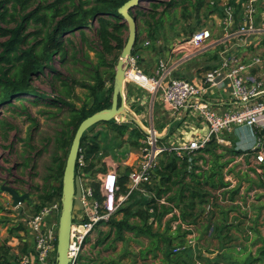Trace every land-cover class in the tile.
I'll return each instance as SVG.
<instances>
[{
	"label": "rangeland",
	"instance_id": "rangeland-1",
	"mask_svg": "<svg viewBox=\"0 0 264 264\" xmlns=\"http://www.w3.org/2000/svg\"><path fill=\"white\" fill-rule=\"evenodd\" d=\"M87 1L94 0H32L27 4H16L15 1H11L8 4L10 10L7 14V21L0 20V26L13 28L17 24L28 22L29 24H25L26 30L24 32L27 35L26 42L22 45V48L26 49L36 45L47 30H52L65 16L73 13L76 7L81 4L87 7ZM170 1L146 0L138 4L145 10L146 14L137 20L138 37L135 44L137 52L143 53L146 50V41L152 40L151 45L147 46L149 48L156 46L155 38H161L163 43L170 45L176 39L186 38L193 30L197 31L210 27V22L215 18V11H219L213 10L209 6L208 2L212 3V0H202L203 6L199 12L193 9L189 2H195V0H177L175 6H169ZM36 10L39 13L33 12ZM155 13L153 19L151 15ZM35 14L41 15V18L34 20L32 15ZM217 18L219 19V17ZM155 20L159 22L157 26H152V30H156V35L155 38L151 39L148 35L149 22ZM109 21L112 24L109 25V29L112 30L111 26L118 23L119 35L127 41L129 28L125 20L110 19ZM74 31L61 36L59 39L60 43L64 45V52L55 53L50 61L51 66L42 74L32 78V86L35 92H25L19 96L12 95L10 102L1 104L0 239L3 237L2 234L6 232L10 233L11 236L19 233L25 223L34 215L35 206L40 203L52 204L53 200L57 202L59 205L57 217L60 218L62 189L60 191L59 187L62 188V181L50 177V168L53 166L55 158L66 154L60 148L59 139L64 132L71 133L72 128L68 122L72 110L84 105L90 107L93 103L88 86L94 83L91 80V74L97 68L105 72L104 75L107 80L103 93L106 97L112 98L116 67L122 49H115L112 53H104L105 64L101 66V56H99V51L102 49L101 25L99 21H93L90 29L78 28ZM82 32L85 34H81ZM7 39L8 36H0V42ZM262 39L264 41V36ZM263 51L264 44L256 50L250 51V54ZM217 52L212 51L208 57H212ZM261 56L264 59V52ZM191 64L188 63L184 67H189ZM139 67L142 68L140 63ZM0 68L6 71L9 76L14 71L11 65L6 62H1ZM124 92L125 103L131 109L130 113L135 115L144 127L149 125L148 120L152 115L156 127L163 136L172 118L164 109L162 102L158 98L154 100L145 88L134 82L126 81ZM123 116L126 117L129 114L115 117L113 120L128 125L130 129L139 125L135 119L131 120L132 123H124ZM193 119L195 118H186L180 124L177 121L173 126L172 132L174 133L169 139L181 140L182 137L187 139L197 137L198 134L193 130ZM199 121L200 119H197L198 123ZM102 128V125L92 126L86 133L89 135L98 134V141L104 151H109L113 147L119 148L108 152L116 159L125 157L131 151L132 140L136 139L137 136L131 135L130 131L124 136L114 132H109L108 136H105L104 133H100ZM200 132L204 134L203 131ZM234 138H231V144H222L217 150L219 155H225L222 161L232 159L224 169V180L230 185L218 190L211 187L206 188L212 196L211 212L207 214L204 211L196 225H187L186 222L181 223L180 221H172L167 224L173 216V213H170L156 221L152 227L154 231L157 229L163 231L166 225H169L173 231L181 223L182 231L189 229L192 231L189 234H195L192 237L194 245L188 243L189 234L186 236V242L181 246H187V248L183 251L185 250L184 252L187 254L195 253V259L201 260L204 264H208L207 259L213 260L215 257L217 261L214 264H258L254 262L253 257L257 254L258 249L264 245V168L256 164L248 153L234 155L232 150L240 149L236 138ZM68 153L69 150L65 159H67ZM200 154L209 159L208 163L203 164V167L207 169L211 165L212 157L205 152ZM101 159L102 157H96V167L101 163ZM160 159H165V155ZM202 162L200 160L198 164ZM4 185L17 189L21 194L29 193L30 197L17 207L13 206L12 196L7 191L2 190ZM235 187L239 188V193L234 200H231V194L228 191ZM49 196L51 198L47 199L46 197ZM161 203H164V199L161 200ZM133 208L138 209L139 205H135ZM75 214L77 216V210ZM211 214H213V218L209 220L208 216ZM122 216L123 214L119 213L116 215V219H120ZM131 221H138V218L132 217ZM224 223H227L231 228L229 231L223 230L222 233L220 228L217 229L216 226ZM58 226L59 220L57 221V235ZM116 232V229L111 225L106 224L97 227L88 238L81 263L86 257L109 260L127 256L130 258L131 264L159 262L158 259H153L151 256H148L145 261L141 257L140 250L148 247L151 243L148 236H137L135 232L125 230L123 231L124 238L116 239ZM0 246L2 247L1 243ZM177 246H179L177 243L172 244L168 251H172L173 247ZM5 248L7 250H2V253L9 255L11 248L8 246ZM189 249L190 251H188Z\"/></svg>",
	"mask_w": 264,
	"mask_h": 264
},
{
	"label": "built area",
	"instance_id": "built-area-1",
	"mask_svg": "<svg viewBox=\"0 0 264 264\" xmlns=\"http://www.w3.org/2000/svg\"><path fill=\"white\" fill-rule=\"evenodd\" d=\"M212 4H216L213 10L219 11H215L216 19L210 22L211 28L205 27L184 39L174 40L157 61L154 75L139 67L141 56L138 52L132 53L125 66L127 82L145 88L173 116L200 119L206 133L192 139L182 137L169 141L171 136L161 135L151 115L149 125L144 129L140 127L145 135L138 147L132 146L125 157L118 159L100 151L101 163L94 171L89 169L91 159L80 147L76 174L81 180L84 207L78 211L71 227L68 250L71 264L81 263L88 238L97 227L108 224L121 213L135 192H145L143 185L151 183L159 157L164 152L189 156L191 160L209 141L215 139L229 145L233 136L248 127L252 143L245 151H249L247 153L256 164L264 163V59L263 52L250 54L264 42V0H212ZM151 41H146L145 46L151 45ZM155 42L162 47V39ZM212 51L218 52L208 57ZM196 59L201 64L193 78L177 74L181 66ZM214 60L216 65L207 68ZM226 89L230 91L228 100L222 96ZM225 104L230 106L220 108ZM127 166L130 168L128 178L121 182ZM207 208L210 209V205ZM58 212L59 205L54 201L27 221L35 237L38 264L56 261L55 216ZM194 235L189 234L190 245H194ZM179 250L181 248L174 251ZM34 262L33 256L26 254L13 264ZM195 264L204 263L197 260Z\"/></svg>",
	"mask_w": 264,
	"mask_h": 264
},
{
	"label": "trees",
	"instance_id": "trees-1",
	"mask_svg": "<svg viewBox=\"0 0 264 264\" xmlns=\"http://www.w3.org/2000/svg\"><path fill=\"white\" fill-rule=\"evenodd\" d=\"M11 1H15L16 4H27L32 0H0V20L7 21V14L10 10L8 4ZM127 1L128 0L87 1V7L82 6V4L79 7H76L73 13L65 16L64 19L59 21L52 30H47L36 45H32L26 49L22 48V45L26 42L27 35H25L24 32L26 30L25 24H29L28 22L25 21V23L17 24L13 28L0 26V36H8L7 40L0 42V64L1 62H6L7 64H10L14 70L9 76L6 71H3L0 68V107L4 102H10L12 95L19 96L25 92L34 93L35 90H33L32 78L42 74L51 66L50 61L55 53L64 52V45L59 41L60 37L69 34L70 32H75L74 30L78 28L90 29L92 28L93 21L98 20L101 25L100 40L102 49L99 51V56H101V66L105 64L104 53H112L115 49L123 50L127 41L120 37V27L118 26V23L111 26L112 30L109 29V25H112L109 20L123 19L119 14V8ZM177 2V0H171L168 5L175 6ZM189 2L197 12H199L203 6L202 0ZM208 4L212 9L216 7V4H212L211 2H208ZM33 12L39 13L38 10ZM130 13L131 15H134L137 20L146 14L145 10L140 6L136 7L133 11H130ZM155 15L156 13L151 15V17L154 19ZM32 17L34 20H39L41 15L35 14L32 15ZM158 22V20L149 22L148 35L151 39L155 38L156 35V30H152V26H157ZM192 32H194V30ZM81 34H85V32H82ZM158 39L155 38L154 41ZM157 51H160L159 47H157ZM136 53L137 46H135L133 50V54ZM207 68H212V66L208 65ZM104 73L105 72H102L97 68L91 74V80L94 83L89 85L88 88L90 96L93 99L92 105L90 107L84 105L72 110L68 122V125L72 128L71 133L68 131L64 132L61 139H59L60 148H62L66 154L54 159L53 166L50 168L51 178L62 181L67 151L69 150V147H71L72 140L80 123L88 116L104 108L111 107L112 98L106 97L103 93L107 81ZM58 79H60V77H58ZM10 105L13 104L10 103ZM181 122L182 120L179 121L178 124ZM97 125H102L103 128L100 133H104L105 136H108L109 132L124 136L130 131L131 135L133 134V136H137L136 139L132 140V143L130 144L131 147L139 146L140 139L145 135L139 126L130 129L128 125L119 123L115 120L100 122L94 126ZM173 129L174 128L172 127L166 138L173 135ZM98 138V134L89 135L85 132L81 143V147L84 148L88 159H91L89 169L93 171L96 168V157L101 158L99 153L100 151H104ZM220 146H222V144L213 139L209 141L204 148L199 150L200 152L197 151V155L192 156L191 160L189 156L179 157L174 152H164L159 157V160H161L160 158L163 155H165V159L160 162L158 161L151 183L143 185L145 192H135L125 207H123L121 212L123 214L122 218L116 219V217H114L107 224L116 229V239H123V231L125 230L135 232L137 236L146 235L150 238L151 243L148 247L140 250L141 257L144 261L148 256H151L153 259H158L160 262L159 264H195L198 260L195 259V253L187 254L184 252L185 250L183 251L187 246H181L186 242V236L192 231L189 229H186L188 231H182L183 226L181 223L186 222L187 225H196L199 217L204 211L207 212V214L211 212L210 202L212 196L206 189L207 187L218 190L230 185L229 182L224 180V169L232 159L222 161V158L225 155H219L217 153ZM118 149L119 148L117 147H113L109 151ZM109 151H104V154H107ZM202 152H205L212 157L211 165L207 169L203 167V164L208 163L209 159H207L205 155H201L200 153ZM232 152L236 155L247 153L249 151L233 149ZM200 160L203 162L198 164ZM261 166L264 168V163L261 164ZM129 169V166L124 168V175L120 179L121 182H126ZM188 177L189 179H187ZM59 189L61 191V186ZM228 193L231 194V200H234L239 193V188L235 187L228 191ZM46 198L50 199L51 196ZM162 199H164V203H161ZM47 204L51 203H40L36 205V211L34 214L39 213ZM135 205H139V208H133ZM209 205L210 209L207 208ZM175 210L177 211L174 212ZM170 213H173V216L167 224L172 221L181 222L176 226V229L172 231L170 226L166 225L163 231H158L159 229L154 231L152 228L154 223ZM132 217H137L138 221H131ZM212 218L213 214L208 216L209 220H212ZM57 219L59 220V217H57L56 220ZM216 228H220V231L223 233V230L229 231L231 226L224 223L216 226ZM22 229H24V226ZM174 243H177L179 246L173 247L174 249L172 251H168ZM176 248H181L182 251L179 250L175 252L174 250ZM188 251H190V249ZM253 260L255 263L264 264V245L258 249ZM216 261V257L213 260L207 259L208 264H214ZM5 263H7L6 260L1 264ZM152 264H155V262Z\"/></svg>",
	"mask_w": 264,
	"mask_h": 264
},
{
	"label": "water",
	"instance_id": "water-1",
	"mask_svg": "<svg viewBox=\"0 0 264 264\" xmlns=\"http://www.w3.org/2000/svg\"><path fill=\"white\" fill-rule=\"evenodd\" d=\"M143 1L146 0H128L119 8V14L128 24L129 35L117 63L111 107L104 108L85 118L78 126L72 140L62 178V209L59 218L57 235V258L53 264H71V260L68 256L71 227L74 219L76 218L75 211L82 210L84 207L81 199V180L76 174L77 159L84 133L97 123L111 121L115 117L131 114V109L127 107L125 103V66L128 59L132 56L135 48L138 37V24L137 18L134 15H131L130 11H133L136 7H138V4ZM133 117L135 118V115H133ZM181 119L182 118L177 119L166 129V136L170 133L172 127L175 126V123L177 121H181ZM135 120L139 124L138 126L143 128L140 121L136 118ZM2 190L7 191L12 196L13 206L16 207L25 199L30 197L29 193L21 194L17 189L8 185L2 186Z\"/></svg>",
	"mask_w": 264,
	"mask_h": 264
},
{
	"label": "crops",
	"instance_id": "crops-1",
	"mask_svg": "<svg viewBox=\"0 0 264 264\" xmlns=\"http://www.w3.org/2000/svg\"><path fill=\"white\" fill-rule=\"evenodd\" d=\"M213 24L215 25V28H216L215 22H213ZM262 44H264V43H262ZM161 46H162L161 48L159 46H157V45L156 46H152L150 48L144 46L146 50H144L143 53L138 52L140 54V56H141L140 64L142 65L144 71L147 74H149V75H154L155 74L157 61L163 55L165 50L168 49L169 45H166L165 43H163V40H162V45ZM157 47L160 48V51H157ZM162 49H163V51H162ZM242 53H243V51H242ZM216 60H214V63L211 64L212 67L216 65ZM188 63H192V64L189 67H184V65H186ZM188 63H185L183 66H181V68L179 69L177 74L178 75H185V76L189 75V76H191V78H193L194 77L193 74L198 72V66L201 63L199 62V59L192 60L191 62H188ZM222 96L224 97L225 100L230 99V91L228 89H226L225 92L222 93ZM228 106H230V105L229 104H225L224 106H222L220 108H225V107H228ZM166 111L168 112V114L172 118L170 120V123L168 124V127L174 121H176L177 119L181 118V117L173 116V114H171L168 110H166ZM150 117H149V120H148L149 122H150ZM135 118L137 119L136 116H135ZM135 118L133 117L132 114H130L129 116H126V117L123 116L122 120H123L124 123H132L131 120L135 119ZM186 118H192V117L191 116H184V117H182L181 120L183 121ZM193 121H194L193 130H195V132L197 134H201L200 131H203V133L205 134L207 130H206V127L202 124V121L200 120L199 123L195 119H193ZM144 128L145 127H143V129ZM195 128H197V130ZM164 136H166V134H164ZM233 137L236 138L238 147L241 150H246L252 143V137H251V133H250V130H249L248 127H243L241 129L240 133L237 134L236 136H233ZM170 140H172V139H169V141ZM165 142H167V141H165ZM56 217H57V214L55 216V220H56ZM2 236H3L2 239H0V243H1L2 247H4L2 249V247L0 246V260L2 262L4 260H6L7 264H13V263H15V261L18 258H20V256L26 255V254H31L33 256V258H34V261H35L34 264H38L37 260L35 259V237H34V234L31 233V231H30V229H29V227L27 225V222L24 225V229H22L19 233H16V235L11 236L10 233L6 232V233H3ZM7 246H8V248L9 247L11 248L9 255L7 253H2L3 251L7 250L5 248ZM99 252H101V251H99ZM159 263L160 262H157L155 264H159ZM82 264H131V263H130V258L127 256V257H123L121 259H109V260L106 259V258L101 259V260H97V259H95V257L93 259L91 257H86V259L84 260V262H82Z\"/></svg>",
	"mask_w": 264,
	"mask_h": 264
}]
</instances>
